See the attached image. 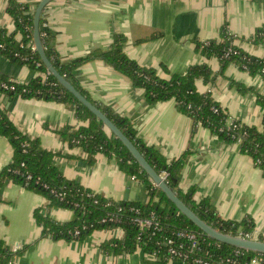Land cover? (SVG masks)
Instances as JSON below:
<instances>
[{
  "label": "crops",
  "instance_id": "crops-1",
  "mask_svg": "<svg viewBox=\"0 0 264 264\" xmlns=\"http://www.w3.org/2000/svg\"><path fill=\"white\" fill-rule=\"evenodd\" d=\"M7 2L0 0V27L11 31ZM44 16L55 33L62 61L105 49L115 33H122L127 38L126 55L155 68L160 76L184 73L190 64L203 62L217 72L218 58L201 54L195 43L218 39L223 26L244 51L264 54V41L254 44L247 40L264 23V0H53ZM36 74L0 52V75L27 82ZM76 78L91 100L130 120L147 145L169 159L185 154L179 174L182 189L194 186L196 199L208 198L222 219L250 217L254 230L264 233V176L237 143L223 141L194 122L177 110L173 100L148 102L142 88L134 87L100 58L82 63ZM231 81L264 93V78L233 63L211 82L198 79L196 87L211 92L231 119L259 125L262 109L255 102V92L241 93ZM0 103L19 130L37 137L46 150L58 152L52 163L66 178L115 201H148L145 187L122 172L114 158L87 153L62 141L60 131L77 122L71 104L5 94L0 95ZM12 153L10 142L0 134V171L10 163ZM36 208L56 222L74 218L72 209L50 205L43 194L20 183L7 180L0 187V240L11 251L18 249L8 264H146L141 249L117 254L101 250V242L118 236L115 229L96 230L81 240L42 235L33 216ZM169 264L186 263L172 260Z\"/></svg>",
  "mask_w": 264,
  "mask_h": 264
},
{
  "label": "trees",
  "instance_id": "trees-1",
  "mask_svg": "<svg viewBox=\"0 0 264 264\" xmlns=\"http://www.w3.org/2000/svg\"><path fill=\"white\" fill-rule=\"evenodd\" d=\"M37 3L38 1L32 3L19 0L7 2L6 12L12 18L13 29L9 31L0 27V52L19 63L28 65L37 74L27 82L15 83L14 90L0 86V95L37 97L71 104L77 122L60 131L62 141L71 147L79 146L87 153L99 152L108 158H114L122 172L140 181L149 197L146 202L115 201L100 193L92 192L75 180L66 178L52 163L53 157L58 155V152L46 150L37 137L29 136L19 130L0 103V134L8 139L13 149L10 163L0 171V187L7 180H11L43 194L50 205L70 208L74 211L72 220L56 222L36 208L33 216L41 227V234L55 239L81 240L96 230L118 229L119 236L110 237L101 242L102 251L117 254L131 253L141 249L145 254L146 264H169L172 260H179L171 259L166 248L160 247L159 241L171 236L177 230L189 229L195 232L198 238V244L190 253L192 258L205 256L210 264H214L231 257L235 259V264H249L254 256L264 257L262 253L218 242L203 234L155 186L122 142L109 133L103 123L86 106L65 90L51 74L47 77L42 76L44 72H47V68L37 51L31 49V45H34L33 18ZM44 9L39 18V35L45 53L55 69L120 128L160 176L164 172L167 173L166 182L170 188L204 221L225 233L237 234L240 230L244 233H252L255 227L252 218L222 219L208 198L196 199L194 186L182 189L179 186V174L184 165L185 154L169 159L159 149L147 145L138 136L130 120L88 97L76 78V70L90 59H102L114 70L127 77L134 87L142 88L148 102L173 100L177 110L192 117L194 122L209 128L223 141L237 143L239 151L247 154L264 176V93L256 92L251 86L231 81V84L241 93L254 91L255 102L262 109L260 124L246 125L240 120L231 119L226 110L213 98L211 92H201L196 87L198 79L205 83L211 82L216 75L223 74L230 63L236 64L249 74H259L264 78V54L255 56L244 51L234 44L236 37L223 26L218 39L198 40L195 43L196 50L201 54L218 58L220 69L217 72H213L210 66L203 62L190 64L184 73L160 76L155 68L142 66L126 55L124 44L127 38L122 33H115L112 42L105 49H97L85 56L62 61L56 48L54 31L48 26H43V23H46ZM247 40L254 44L263 43L264 23L258 26ZM228 49L230 52L226 56L225 52ZM3 81L10 82L7 76L0 75V82ZM23 88L25 91H22ZM25 174H30L31 177L27 179ZM59 193L63 195L62 199L58 196ZM151 214L159 217V229H139L134 218L148 217ZM109 215H115L117 221H101ZM75 229L80 230L79 235L71 233ZM256 237L264 240L262 233H258ZM236 249H239L237 255L234 254ZM16 251L18 249L11 251L0 240V264L10 263ZM154 253L158 258L151 257ZM192 258L186 264H198ZM225 264L230 263L225 262ZM260 264H264V261Z\"/></svg>",
  "mask_w": 264,
  "mask_h": 264
},
{
  "label": "water",
  "instance_id": "water-1",
  "mask_svg": "<svg viewBox=\"0 0 264 264\" xmlns=\"http://www.w3.org/2000/svg\"><path fill=\"white\" fill-rule=\"evenodd\" d=\"M53 0H39L34 9L33 18V43L35 50L39 54L47 71L61 84V86L71 93L77 100L86 106L98 120H100L106 130L118 138L122 144L128 149L131 156L136 160L139 166L146 172L152 182L159 188L165 196L172 201L177 209L190 219L203 234L218 242L226 243L234 247L245 250L264 253V240L250 239L236 234L225 233L204 221L198 214L195 213L188 205H186L170 188L166 180L160 176L150 163L144 158L139 149L132 141L118 128V126L110 120L104 112H102L94 103L87 99L80 91L74 87L66 78H64L52 65L48 59L39 35V18L43 9Z\"/></svg>",
  "mask_w": 264,
  "mask_h": 264
},
{
  "label": "built area",
  "instance_id": "built-area-1",
  "mask_svg": "<svg viewBox=\"0 0 264 264\" xmlns=\"http://www.w3.org/2000/svg\"><path fill=\"white\" fill-rule=\"evenodd\" d=\"M43 26L46 27L47 24L43 23ZM1 46V45H0ZM31 49L35 50L34 45H31ZM230 52V49L225 52V55L227 56ZM48 74H50L48 71L44 72L42 74L43 77H47ZM10 82H0V86L6 89L14 90L15 89V83H23L20 81H16L13 79H9ZM22 91H25V88L22 89ZM24 174V173H23ZM26 178H30V174H25ZM162 177L166 180L167 173H163ZM60 196V199H62L63 195L61 193L58 194ZM102 222L105 221H117V217L115 215H109L106 218L101 219ZM134 222L136 223L137 227L139 229L144 228H152L153 230L159 229L160 227V220L159 217L155 214H151L148 217H136L134 218ZM114 230V229H113ZM118 231V236L120 235V231L118 229H115ZM73 235H79L80 230L75 229L74 231H71ZM258 234V231L253 230L252 233H244L241 230L236 234L242 237L250 238V239H258L256 236ZM252 235V237H250ZM264 236V233H263ZM198 244V238L197 234L189 229H181L175 231L171 236L165 237L163 240L159 241L160 247H165L167 253L170 255L171 259H178L181 262L187 263L189 259H191V250ZM17 249V248H15ZM234 254H239V249L234 250ZM264 254V253H262ZM151 255L153 258H158L157 255ZM192 260L195 263L198 264H210V261L205 258V256H194ZM261 261H264V257L262 255L254 256L250 259L249 264H260ZM225 262H228L230 264H235V259L231 257H227L225 259H222L218 262H215L214 264H225Z\"/></svg>",
  "mask_w": 264,
  "mask_h": 264
},
{
  "label": "rangeland",
  "instance_id": "rangeland-1",
  "mask_svg": "<svg viewBox=\"0 0 264 264\" xmlns=\"http://www.w3.org/2000/svg\"><path fill=\"white\" fill-rule=\"evenodd\" d=\"M106 231H109V230H106Z\"/></svg>",
  "mask_w": 264,
  "mask_h": 264
}]
</instances>
